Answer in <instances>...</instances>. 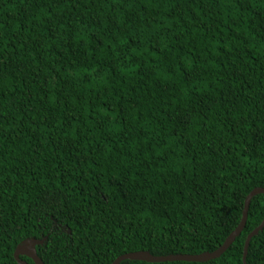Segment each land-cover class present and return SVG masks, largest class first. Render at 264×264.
<instances>
[{"label":"trees","instance_id":"16d2710c","mask_svg":"<svg viewBox=\"0 0 264 264\" xmlns=\"http://www.w3.org/2000/svg\"><path fill=\"white\" fill-rule=\"evenodd\" d=\"M258 187L264 0H0V264L214 252ZM263 220L260 194L221 257L121 264H244Z\"/></svg>","mask_w":264,"mask_h":264},{"label":"water","instance_id":"95a60500","mask_svg":"<svg viewBox=\"0 0 264 264\" xmlns=\"http://www.w3.org/2000/svg\"><path fill=\"white\" fill-rule=\"evenodd\" d=\"M264 194V188L258 187L255 188L246 198L243 216L241 219L240 224L238 227L230 234L224 244L214 252H205L202 254L197 255H190V254H175V255H168V256H155L148 251H137V252H130L124 255L119 256L112 264H121L125 260H139V261H147L151 263H159V262H175V261H188V262H208L210 260L217 259L221 257L235 242V240L241 235L243 232L247 220L251 202L253 198L257 195ZM264 229V220L263 222L253 230L247 237L245 246H244V254H243V262L244 264L247 263V256L249 253V247L253 237L257 236L262 230ZM45 239H32L29 241L24 242L23 244L19 245L15 252L14 256L19 264H29L27 261L21 259V256H27L31 258L35 264H45V262L41 259L37 252V245H40L44 242Z\"/></svg>","mask_w":264,"mask_h":264}]
</instances>
